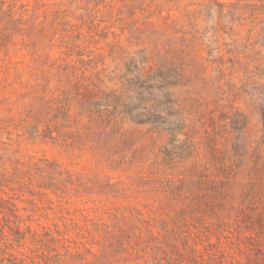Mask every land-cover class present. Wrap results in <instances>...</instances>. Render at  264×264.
Segmentation results:
<instances>
[{
	"label": "rangeland",
	"instance_id": "obj_1",
	"mask_svg": "<svg viewBox=\"0 0 264 264\" xmlns=\"http://www.w3.org/2000/svg\"><path fill=\"white\" fill-rule=\"evenodd\" d=\"M0 264H264V0H0Z\"/></svg>",
	"mask_w": 264,
	"mask_h": 264
}]
</instances>
